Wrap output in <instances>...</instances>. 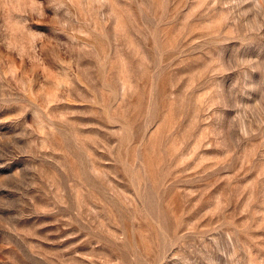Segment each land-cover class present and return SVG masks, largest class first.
Listing matches in <instances>:
<instances>
[{
    "label": "rangeland",
    "instance_id": "obj_1",
    "mask_svg": "<svg viewBox=\"0 0 264 264\" xmlns=\"http://www.w3.org/2000/svg\"><path fill=\"white\" fill-rule=\"evenodd\" d=\"M0 264H264V0H0Z\"/></svg>",
    "mask_w": 264,
    "mask_h": 264
}]
</instances>
